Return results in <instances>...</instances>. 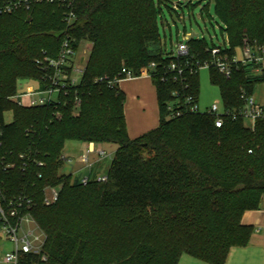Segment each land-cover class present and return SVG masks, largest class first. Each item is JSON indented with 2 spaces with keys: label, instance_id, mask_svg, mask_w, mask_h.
<instances>
[{
  "label": "trees",
  "instance_id": "obj_1",
  "mask_svg": "<svg viewBox=\"0 0 264 264\" xmlns=\"http://www.w3.org/2000/svg\"><path fill=\"white\" fill-rule=\"evenodd\" d=\"M207 1L216 3L230 55L247 44L264 47V0ZM162 6L170 10L167 0H78L77 21L70 28L63 21V9L52 5L0 16V117L4 121L5 113L13 115L12 123L3 127L0 157L6 154L8 161L16 163L15 169L0 173V178L7 195L26 191L33 198V216L47 236L46 261L25 254L18 264L49 260L78 264L85 251V232L72 214L84 212L85 201L92 198L98 206L94 218L100 223L106 213L135 215L130 221L123 218L125 236L130 237L134 228L133 252L111 264H179L185 254L208 264H225L232 248L248 243L252 229L242 225V216L258 209L264 193V118L254 130L243 119H226L217 128L214 116L189 111L181 118L167 119L174 92L182 102L193 96L198 105L199 69L193 74L197 66L190 65L191 70L177 82L169 78L171 73L168 81L161 80L175 59L151 48L161 42L158 18ZM20 18L30 28L18 26ZM66 29L76 39L77 48L84 42L93 45L80 92L79 116L73 114V97L58 108L60 119L54 108L25 109L12 102L10 98L19 89L18 76L39 79L35 61L43 52L58 56ZM189 46L187 59L203 64L211 58L208 50L215 43L192 38ZM152 62L160 66L151 73L160 126L131 139L124 115L125 94L95 81L113 78L124 68L140 77ZM209 69L211 83L220 87L229 110L244 106L242 91L254 96L256 87L264 83V70L257 74L252 64L239 62L231 79ZM8 73L12 87L6 90ZM68 141L118 146L107 183L92 181L83 186L71 175L60 174ZM22 154L28 159H18ZM24 162L27 169H23ZM38 162L45 166L39 167ZM48 186H61L59 201L50 207L43 202ZM208 216H215L218 223L208 224ZM170 235H180L182 240L163 253L159 246Z\"/></svg>",
  "mask_w": 264,
  "mask_h": 264
},
{
  "label": "built area",
  "instance_id": "obj_2",
  "mask_svg": "<svg viewBox=\"0 0 264 264\" xmlns=\"http://www.w3.org/2000/svg\"><path fill=\"white\" fill-rule=\"evenodd\" d=\"M207 1V0H198ZM173 10H178L183 5H191V0H176L173 2ZM78 0H0V16L14 15L20 13H29L34 7L40 5H52L63 9L64 18L67 28H70L76 21V8ZM63 39L59 48L58 56L53 58L46 52H43V57L35 61V65L40 72L39 79H35L38 83L37 87L30 90H23L18 92L10 100L18 106L25 109L33 108H54L56 111L54 115L57 119L61 118L58 108L66 103L70 97H73L74 111H78L82 98L80 96L81 88L83 87V78L85 76L88 60L81 57L80 49L76 47V39L66 31L63 33ZM225 35L223 44H215L214 47L208 50L210 60L205 63H192L187 58L190 55L189 41L192 38L199 40V35L193 37V34H186L185 40L177 45L176 53H172L171 57L175 58L171 61L169 66L163 73L162 81L166 82L169 78L177 82L188 71L190 65L197 66V69L191 70V73L198 72L200 67L215 68L218 72L227 79H231L236 70V65L241 62L243 65L252 64L255 66V73L260 74L264 70V47L257 44H247L242 49L243 58L237 59L236 54L230 55V45L228 36ZM229 45V46H228ZM80 46H83L81 44ZM79 46V47H80ZM159 65L152 62L146 67L141 76H149L151 73L157 72ZM171 73L168 78L167 75ZM135 76L131 71L122 69L117 76L110 78L108 76L96 79L97 85H105L110 89H119L121 82L124 80H134ZM23 84V83H22ZM20 86L23 87V85ZM56 96V97H55ZM175 100L168 106L169 115L168 120L181 118L188 111L193 113H201L193 96L185 97L182 102L178 97L177 92L173 93ZM241 99L244 106L240 109L229 110L224 109L221 113L217 104H214L206 113L209 116L215 117V126L222 128L226 119L236 121L243 119L251 124V130L255 129L256 122L264 118V105L257 103L254 96H249L242 91ZM6 115V113H5ZM6 125L5 116L4 121L0 117V148L3 146V127ZM96 152L93 148H88L81 156V161L88 167L90 164L89 155ZM99 157H106L105 150L97 151ZM0 157V173H8L16 168L15 162H10L7 156ZM20 160L28 159L26 155L18 156ZM62 160H67L62 157ZM68 161V160H67ZM39 167H44L45 164L38 162ZM27 163H23V169H27ZM109 180L107 176H98L95 178L85 177L80 180L83 186H88L92 181L105 184ZM61 186H48L43 190L44 204L47 207L55 205L60 199ZM35 203L33 198L24 191L21 194L9 196L7 195L2 180L0 178V230L3 235L7 237L13 245V250L5 256L7 264H18L21 257L25 254H35L41 257L43 261L47 260L44 254V246L47 240L45 232L42 230L38 222L33 216Z\"/></svg>",
  "mask_w": 264,
  "mask_h": 264
},
{
  "label": "rangeland",
  "instance_id": "obj_3",
  "mask_svg": "<svg viewBox=\"0 0 264 264\" xmlns=\"http://www.w3.org/2000/svg\"><path fill=\"white\" fill-rule=\"evenodd\" d=\"M191 1V5H183V7H180L177 11L173 10V2L176 3V0H167L170 10L165 6H162L163 10L162 12H159L158 18L161 42L157 45H153L151 47L152 50H162L165 55H171L173 52L176 53L177 45L187 42L185 40L186 34H197L199 35V40H205L208 44H211V42L216 45L224 43L225 35H223L221 30V27L224 28V24L218 15L216 3L213 1L210 4L208 1ZM20 19L21 20L18 19L17 21L18 26L21 27L22 25L23 27L30 28V25L25 23L24 18ZM136 39V42L140 44L139 38L136 37ZM79 49L81 57H85L89 60L93 51V45L88 42H84L83 46H80ZM235 51L237 59L241 60L243 58L242 49L237 48ZM209 60L210 59H207L206 61L208 62ZM121 65L122 67L126 66L125 62H122ZM9 73L5 75L6 83L4 85V89L6 88V90L12 87V83L10 81L12 76ZM19 76L17 83L19 85L18 88L20 92L21 88H23V90H30L37 87L38 83L35 79H21ZM20 84H22L23 87L20 86ZM254 98L257 103L264 105V83L256 87ZM214 104L218 105L221 113L224 111L225 104L220 87L211 83L210 69L208 67H200L198 98L199 111L201 113H206ZM79 112V110L74 111V116H79ZM5 121L7 124L12 123V113H6ZM245 125L247 127L251 126L249 122H246ZM74 144L75 143L73 141L66 142L62 153L65 157H75L76 150L73 149ZM113 150L114 147L112 145L105 147V151L109 154L107 155L109 157L113 156ZM251 153L252 151H249V154ZM71 170L72 164H70L67 160L63 161L60 174H69L71 173ZM85 207L84 212H74L72 214L73 216L71 215L75 223L82 224L85 232V251L83 253L82 260L78 264H111L117 260L125 259L131 256L135 246L134 228H132L129 232L130 237L125 236L123 218L130 221V219L135 217V215L131 212L123 211L115 212L114 214L106 213L107 216L105 221L100 223L94 218V216L98 214L96 201L93 198L87 202L85 201ZM146 213L147 211L142 212V214ZM148 214H151L150 210L148 211ZM218 221L219 219H216L215 216H208V220L206 222L214 225L218 223ZM138 237L139 235H136V239ZM130 238H133L134 241ZM180 240H182L180 235H170L167 240L160 244L159 247L164 253L167 248L174 247ZM12 250V243L7 240V237L3 235L0 230V264H7L4 260L5 256ZM44 264L56 263L49 260Z\"/></svg>",
  "mask_w": 264,
  "mask_h": 264
},
{
  "label": "crops",
  "instance_id": "obj_4",
  "mask_svg": "<svg viewBox=\"0 0 264 264\" xmlns=\"http://www.w3.org/2000/svg\"><path fill=\"white\" fill-rule=\"evenodd\" d=\"M120 90L126 97L124 115L131 139H137L160 126L157 90L151 77L140 76L134 80H124L120 84ZM73 142L75 143L73 149L76 150L75 157L63 155L72 164L71 173L65 175H71L77 180L88 176L95 178L108 175L118 150L117 145ZM109 145L114 147L113 156L99 157L97 151L105 150V147ZM89 147L96 150L89 155L91 168L81 161V156ZM242 225L252 229L249 241L245 246L232 248L225 264H264V193L261 195L258 209L249 210L243 214ZM198 263L208 264L187 254L183 255L179 261V264Z\"/></svg>",
  "mask_w": 264,
  "mask_h": 264
},
{
  "label": "water",
  "instance_id": "obj_5",
  "mask_svg": "<svg viewBox=\"0 0 264 264\" xmlns=\"http://www.w3.org/2000/svg\"><path fill=\"white\" fill-rule=\"evenodd\" d=\"M198 35L197 34H193V37H197Z\"/></svg>",
  "mask_w": 264,
  "mask_h": 264
}]
</instances>
